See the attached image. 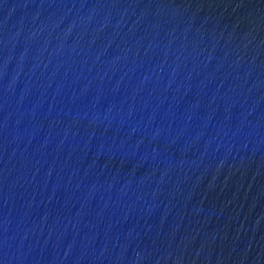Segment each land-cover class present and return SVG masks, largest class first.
<instances>
[{"label": "water", "instance_id": "95a60500", "mask_svg": "<svg viewBox=\"0 0 264 264\" xmlns=\"http://www.w3.org/2000/svg\"><path fill=\"white\" fill-rule=\"evenodd\" d=\"M0 264H264V0H0Z\"/></svg>", "mask_w": 264, "mask_h": 264}]
</instances>
